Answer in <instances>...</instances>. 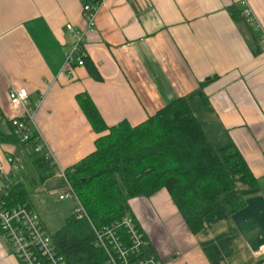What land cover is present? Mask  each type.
I'll return each instance as SVG.
<instances>
[{"label": "crops", "instance_id": "1", "mask_svg": "<svg viewBox=\"0 0 264 264\" xmlns=\"http://www.w3.org/2000/svg\"><path fill=\"white\" fill-rule=\"evenodd\" d=\"M83 1L0 0V125L11 113L12 87L32 100L42 95L33 129L60 177L95 149L99 136L77 94L89 95L108 126L137 125L185 96L211 145L234 144L258 179L257 188L237 183L236 190L264 196V46L245 21L264 45V0H106L85 45L100 80L85 63L71 73L65 68L72 43L66 25L84 26ZM232 6L241 18H233ZM13 151L14 143L0 142V157ZM128 203L163 264H259L223 208L194 234L164 188ZM0 264H20L1 233Z\"/></svg>", "mask_w": 264, "mask_h": 264}, {"label": "trees", "instance_id": "2", "mask_svg": "<svg viewBox=\"0 0 264 264\" xmlns=\"http://www.w3.org/2000/svg\"><path fill=\"white\" fill-rule=\"evenodd\" d=\"M229 10L233 18L242 17L237 6ZM245 21L259 45L256 28ZM260 50L258 47L255 52ZM84 63L90 76L100 80L88 56ZM76 100L99 136L95 149L63 172L97 228L130 216L142 232L128 201L151 196L164 188L195 234L216 209L223 208L231 216L245 205L244 195L236 190L237 183L250 189L259 185L234 144L220 149L211 145L185 96L166 103L137 125L120 121L111 126L104 122L86 92L77 94ZM4 125H0V142L15 144L16 137L7 118ZM22 148L25 171L17 175L10 189V205H29V189L42 185L55 172L52 159L46 157V149L34 129ZM117 232L125 235L122 228H117ZM51 237L67 264H105V254L93 245L94 233L86 219L70 214ZM146 250L153 252L148 244ZM259 264H264V257Z\"/></svg>", "mask_w": 264, "mask_h": 264}, {"label": "built area", "instance_id": "3", "mask_svg": "<svg viewBox=\"0 0 264 264\" xmlns=\"http://www.w3.org/2000/svg\"><path fill=\"white\" fill-rule=\"evenodd\" d=\"M105 2L106 0H84V26L75 28L71 24L66 25L72 40L65 52V68L68 73H71L75 66L84 65L87 56L85 45L89 36L96 32L97 17ZM249 13V8L242 9L246 18ZM8 97L11 110L8 120L16 143L13 152L0 157V233L10 243L20 264H67L54 245L51 235L46 232L39 214L27 203L9 204L10 189L17 175L25 171L22 144L28 140L33 130L35 111L41 106L43 96L32 100L26 89L12 87ZM39 149L40 146L37 147V150ZM46 157L53 162L48 150ZM60 177L63 188L58 193V200H72V215L88 221L94 233L93 245L104 252L105 264H163L154 252L146 250L144 235L130 216L115 221L111 226L95 227L63 171ZM117 228H122L125 235H119Z\"/></svg>", "mask_w": 264, "mask_h": 264}, {"label": "rangeland", "instance_id": "4", "mask_svg": "<svg viewBox=\"0 0 264 264\" xmlns=\"http://www.w3.org/2000/svg\"><path fill=\"white\" fill-rule=\"evenodd\" d=\"M251 26L255 28L253 24ZM259 43L261 46H264L262 41ZM254 49L256 50L255 46ZM44 186L45 188L43 189ZM62 188V179L59 176H52L51 179L40 187L31 188L28 191V201L33 204L36 208L35 210L40 214L44 228L50 235L62 226L64 219L72 213L71 210L74 206V202L70 199L58 200V193ZM258 255L264 257V248H262Z\"/></svg>", "mask_w": 264, "mask_h": 264}, {"label": "water", "instance_id": "5", "mask_svg": "<svg viewBox=\"0 0 264 264\" xmlns=\"http://www.w3.org/2000/svg\"><path fill=\"white\" fill-rule=\"evenodd\" d=\"M230 217L251 251L260 252L264 248V196L245 198V205Z\"/></svg>", "mask_w": 264, "mask_h": 264}]
</instances>
